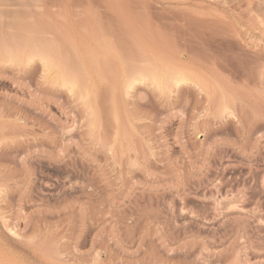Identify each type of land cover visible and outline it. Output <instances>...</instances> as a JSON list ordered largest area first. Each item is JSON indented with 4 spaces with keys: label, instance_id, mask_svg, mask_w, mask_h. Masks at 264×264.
Masks as SVG:
<instances>
[{
    "label": "rangeland",
    "instance_id": "obj_1",
    "mask_svg": "<svg viewBox=\"0 0 264 264\" xmlns=\"http://www.w3.org/2000/svg\"><path fill=\"white\" fill-rule=\"evenodd\" d=\"M0 264H264V0H0Z\"/></svg>",
    "mask_w": 264,
    "mask_h": 264
},
{
    "label": "bare ground",
    "instance_id": "obj_2",
    "mask_svg": "<svg viewBox=\"0 0 264 264\" xmlns=\"http://www.w3.org/2000/svg\"><path fill=\"white\" fill-rule=\"evenodd\" d=\"M47 59V58H46ZM49 60V59H48ZM50 61V60H49ZM44 62V61H43ZM46 62V61H45ZM53 62L52 61H50V64L48 63V64H46L47 65V71H49V72H55L56 74H57V71H58V68L56 67V63H54V65L52 64ZM58 64V63H57ZM56 68H57V70H56ZM60 69V68H59ZM46 71V70H45ZM59 72V71H58ZM62 72V71H61ZM60 73V72H59ZM49 74V73H48ZM61 75V74H60ZM59 75V76H60ZM58 76V77H59ZM157 74H155V76H153L152 75V79H153V83L155 82V81H158L157 79ZM61 77V76H60ZM144 77V76H143ZM133 78V77H132ZM56 79V78H55ZM59 79V78H58ZM58 79H56V80H58ZM61 79V78H60ZM131 79V78H130ZM129 79V80H130ZM134 79V78H133ZM132 80V79H131ZM135 80V79H134ZM62 82H66L63 78H62V80H61ZM129 82V81H128ZM134 82V81H133ZM171 82L173 83L172 85H178V84H181V83H185V82H187V77L181 72V71H175L174 73H173V75H172V78H171ZM60 83V82H59ZM67 83V82H66ZM131 83H132V81H131ZM156 83V82H155ZM158 84H159V81L157 82ZM71 84V87L70 88H74L75 87V85H72V83H70ZM129 84V83H128ZM130 85V84H129ZM160 85V84H159ZM160 87V86H159ZM165 87V86H164ZM76 88V87H75ZM129 88H130V86H129ZM161 88V87H160ZM71 90V89H70ZM87 97V96H86Z\"/></svg>",
    "mask_w": 264,
    "mask_h": 264
}]
</instances>
